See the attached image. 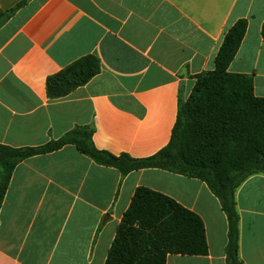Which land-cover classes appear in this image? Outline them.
<instances>
[{
	"label": "crops",
	"instance_id": "0c3cea01",
	"mask_svg": "<svg viewBox=\"0 0 264 264\" xmlns=\"http://www.w3.org/2000/svg\"><path fill=\"white\" fill-rule=\"evenodd\" d=\"M242 20L228 72L251 76L264 98V0H0V144L39 147L90 126L98 150L157 154L171 140L179 100L216 69L226 34ZM87 57L99 72L52 97L49 79ZM141 187L205 225L208 254H168L166 264H227V216L204 181L162 169L123 177L73 145L14 170L0 209V264H105ZM236 203L239 256L264 264V174L245 180Z\"/></svg>",
	"mask_w": 264,
	"mask_h": 264
},
{
	"label": "trees",
	"instance_id": "16d2710c",
	"mask_svg": "<svg viewBox=\"0 0 264 264\" xmlns=\"http://www.w3.org/2000/svg\"><path fill=\"white\" fill-rule=\"evenodd\" d=\"M246 30L247 22L242 20L228 31L216 69L198 75L188 100H179L171 140L151 157L135 159L98 150L90 126L77 127L39 147L0 144V209L21 162L73 145L97 164L116 168L123 177L142 169H162L204 181L227 216L226 263L244 264L239 256L236 191L250 176L264 174V98L255 96L251 76L228 72ZM99 70V61L87 57L50 78L49 94L63 97ZM208 252L205 225L196 213L141 187L122 217L105 264H166L168 254L205 256Z\"/></svg>",
	"mask_w": 264,
	"mask_h": 264
}]
</instances>
